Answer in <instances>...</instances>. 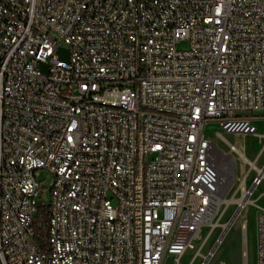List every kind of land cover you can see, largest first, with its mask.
Segmentation results:
<instances>
[{"label":"built area","instance_id":"built-area-1","mask_svg":"<svg viewBox=\"0 0 264 264\" xmlns=\"http://www.w3.org/2000/svg\"><path fill=\"white\" fill-rule=\"evenodd\" d=\"M258 120L264 0H0V264H179L219 213L208 127L236 138L242 212L264 179L237 138ZM256 245L264 264V213Z\"/></svg>","mask_w":264,"mask_h":264},{"label":"rangeland","instance_id":"rangeland-1","mask_svg":"<svg viewBox=\"0 0 264 264\" xmlns=\"http://www.w3.org/2000/svg\"><path fill=\"white\" fill-rule=\"evenodd\" d=\"M187 42H182L178 45L179 50H186L188 48ZM58 57L62 61L68 60V49L65 46H61L57 53ZM45 71V67H41ZM254 117H260L259 114L255 113ZM259 129L258 136H239L237 138L238 149L248 158L250 161H255L256 157L259 156L258 160L259 168L264 166V120H258L255 122ZM208 132L214 139L213 152L215 156L221 159L224 168L229 167L228 153L226 141L235 143L236 138L234 136L225 135L222 129L217 125H210ZM220 134L217 136V134ZM217 166V165H216ZM241 168L239 171V178H242ZM228 172V176H227ZM251 177L254 176V172H251ZM228 180H227V178ZM223 178L229 182V170H227ZM39 182L41 184V190L39 193V203L48 205L50 202L51 188L53 185L54 177L45 169L39 171ZM251 180L248 181L249 188L251 187ZM255 192L252 195L251 200H255V206H249L243 216L241 213L239 217L231 225V229L227 231L221 244L218 245L214 252V256L210 257V254L214 250L217 241L225 231L226 227L230 224L235 211V208L230 205L229 207L225 204H220L219 211L220 215L225 209L224 216L215 219L217 226L214 228H206L202 231L200 237L193 244L194 249H189L187 253L179 259V264H202L205 259H208L209 264H256V216L258 213H264V180L261 181ZM226 187V186H225ZM229 187H226L225 192L222 194V200H229L231 194H229ZM219 219V220H217ZM247 222L246 231L243 232V225ZM219 223V224H218ZM215 229V230H214ZM215 232V233H214ZM197 258V259H196ZM211 259V260H210ZM164 264H177L174 258H167Z\"/></svg>","mask_w":264,"mask_h":264},{"label":"bare ground","instance_id":"bare-ground-1","mask_svg":"<svg viewBox=\"0 0 264 264\" xmlns=\"http://www.w3.org/2000/svg\"><path fill=\"white\" fill-rule=\"evenodd\" d=\"M263 149H264V147H263ZM259 158L260 157H258V158H256L255 159V161H250V162H252V164H253V170L254 171H256L257 173H259V172H261V176L263 177V179H264V171H262V168H259V166H258V160H259ZM215 160H216V165H217V168H218V171H219V174H220V178H221V183H222V185H221V191H220V195H219V197H218V201H217V206H220V204H225L226 206H229L231 203H233L234 202V199H227V200H222L221 199V196H222V194L225 192V190H226V187L228 186V181H225L226 180V178H223V175H224V173L227 171V170H230L229 168L230 167H228L227 169H225L224 168V164H222V163H220L221 162V159L220 158H218V156L216 157L215 156ZM229 165V164H228ZM252 172V171H251ZM227 176H228V172H227ZM227 180H228V178H227ZM260 184H262V183H260ZM259 184V185H260ZM258 185V186H259ZM226 186V187H225ZM257 186V187H258ZM256 190V189H255ZM254 190V191H255ZM254 191H253V193H254ZM252 193V195H254ZM252 195H251V197H252ZM251 197H250V199H249V202H248V204H247V206H246V208L241 212V216H243V214H244V212H245V210L249 207V206H251V205H253V206H255L254 204H255V200H251ZM220 212L221 211H219V213H218V218H220V216H224V214H225V209L222 211V213H221V215H220ZM217 220H219V219H217ZM219 224V223H218ZM244 225H245V227H247V222L245 221V223H244ZM217 226V223H215L214 225H213V228L214 227H216ZM233 226V225H232ZM231 229V228H230ZM215 230V229H214ZM215 233V232H214ZM196 242V241H195ZM194 242V243H195ZM193 243V244H194ZM192 244V246H191V250H193L194 249V245ZM187 253V252H186ZM185 253V254H186ZM184 254V255H185ZM183 255V256H184ZM214 255V253L213 254H210V257L212 258V256ZM210 257H208V258H210ZM197 259V258H196ZM211 260V259H210ZM207 264H209V263H207Z\"/></svg>","mask_w":264,"mask_h":264},{"label":"trees","instance_id":"trees-1","mask_svg":"<svg viewBox=\"0 0 264 264\" xmlns=\"http://www.w3.org/2000/svg\"><path fill=\"white\" fill-rule=\"evenodd\" d=\"M49 221L48 205H38V214L36 218V240L40 246H43L46 242V234Z\"/></svg>","mask_w":264,"mask_h":264},{"label":"water","instance_id":"water-1","mask_svg":"<svg viewBox=\"0 0 264 264\" xmlns=\"http://www.w3.org/2000/svg\"><path fill=\"white\" fill-rule=\"evenodd\" d=\"M240 213H241V210L240 209L236 210V212L234 213V216H233L230 224L226 227L225 231L223 232V234L221 235V237L217 241V244H216V246H215V248H214V250L212 251L211 254H213L215 252V250L217 249L218 245L221 244L222 240L224 239L225 235L227 234V231L229 230V228L231 227V225L233 224V222L239 217Z\"/></svg>","mask_w":264,"mask_h":264},{"label":"crops","instance_id":"crops-1","mask_svg":"<svg viewBox=\"0 0 264 264\" xmlns=\"http://www.w3.org/2000/svg\"><path fill=\"white\" fill-rule=\"evenodd\" d=\"M260 160V159H259ZM257 189V188H256ZM255 192V191H254ZM214 256V255H213Z\"/></svg>","mask_w":264,"mask_h":264}]
</instances>
